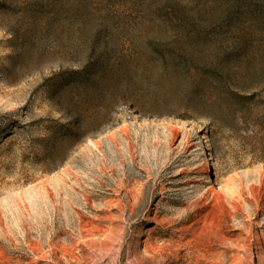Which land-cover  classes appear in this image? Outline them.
I'll list each match as a JSON object with an SVG mask.
<instances>
[{
    "label": "rangeland",
    "instance_id": "1",
    "mask_svg": "<svg viewBox=\"0 0 264 264\" xmlns=\"http://www.w3.org/2000/svg\"><path fill=\"white\" fill-rule=\"evenodd\" d=\"M0 264H264V0H0Z\"/></svg>",
    "mask_w": 264,
    "mask_h": 264
}]
</instances>
